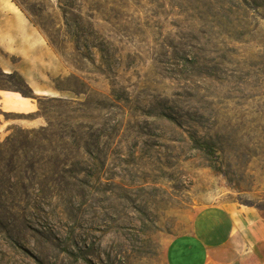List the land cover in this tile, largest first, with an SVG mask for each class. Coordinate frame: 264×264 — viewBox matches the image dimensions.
Masks as SVG:
<instances>
[{
    "label": "rangeland",
    "instance_id": "374dc122",
    "mask_svg": "<svg viewBox=\"0 0 264 264\" xmlns=\"http://www.w3.org/2000/svg\"><path fill=\"white\" fill-rule=\"evenodd\" d=\"M11 1L59 98L0 111V264H167L203 209L264 211V0Z\"/></svg>",
    "mask_w": 264,
    "mask_h": 264
},
{
    "label": "crops",
    "instance_id": "0c3cea01",
    "mask_svg": "<svg viewBox=\"0 0 264 264\" xmlns=\"http://www.w3.org/2000/svg\"><path fill=\"white\" fill-rule=\"evenodd\" d=\"M36 32L31 24L19 19L6 2H0V53L7 55L4 61L0 60V69L8 75L18 73L27 85V77L32 75L42 89L57 91L51 83L39 80L41 76L50 78L57 74L60 63L48 46L38 41L39 32ZM54 57L58 66L50 69L49 65L55 63ZM0 111L33 114L37 106L16 92L0 90ZM42 126L44 122L38 118L28 125L30 128ZM2 129L0 124V132ZM166 262L264 264V211L238 202L203 209L196 214L190 229L171 241Z\"/></svg>",
    "mask_w": 264,
    "mask_h": 264
},
{
    "label": "trees",
    "instance_id": "16d2710c",
    "mask_svg": "<svg viewBox=\"0 0 264 264\" xmlns=\"http://www.w3.org/2000/svg\"><path fill=\"white\" fill-rule=\"evenodd\" d=\"M0 76H3L5 78L8 79H14L15 77H17L20 80V84L21 87L15 91L12 92H17L20 93L22 95V97L24 98H33L35 95L32 91V89L27 85V83L25 82V80L18 74V73H12V74H3V72L0 69ZM0 90L3 91H11V90H6V89H2L0 86ZM56 102H62L61 99H56ZM67 104V102H66ZM54 128V125L52 124V122H49L48 127L47 128H43V131H51ZM47 129V130H46ZM17 138L16 137H7L6 141L3 144H0V160L2 159V157L7 154L11 148L14 147V144L17 142ZM194 143V147L197 149H202L204 151H206L207 153H212L213 150L205 145V144H201L198 141H193Z\"/></svg>",
    "mask_w": 264,
    "mask_h": 264
},
{
    "label": "bare ground",
    "instance_id": "6f19581e",
    "mask_svg": "<svg viewBox=\"0 0 264 264\" xmlns=\"http://www.w3.org/2000/svg\"><path fill=\"white\" fill-rule=\"evenodd\" d=\"M1 1L2 2L3 1L6 2L9 5L10 9L15 13V15L19 19H21L22 21H24V22H26L27 24L30 25L28 19L25 17L23 12L20 10V8L15 3H13L10 0H0V2ZM37 39L43 46L46 45L44 38L38 33H37ZM52 59H53V62H55V63L49 65L50 69H53L54 67H56V63H57L55 58H52ZM5 72L6 73H11L10 70H6ZM27 80H28L29 87L34 91V94L36 96L48 97V98H56V97H58V93L57 92L52 91V90L42 89L32 75L28 76Z\"/></svg>",
    "mask_w": 264,
    "mask_h": 264
}]
</instances>
